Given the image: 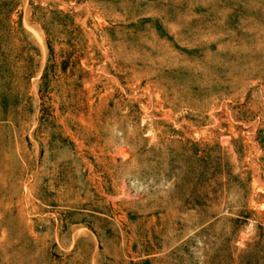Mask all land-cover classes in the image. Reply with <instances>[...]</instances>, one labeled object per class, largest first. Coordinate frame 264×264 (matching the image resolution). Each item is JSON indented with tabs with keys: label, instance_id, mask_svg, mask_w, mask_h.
I'll return each mask as SVG.
<instances>
[{
	"label": "rangeland",
	"instance_id": "rangeland-1",
	"mask_svg": "<svg viewBox=\"0 0 264 264\" xmlns=\"http://www.w3.org/2000/svg\"><path fill=\"white\" fill-rule=\"evenodd\" d=\"M0 264H264V0H0Z\"/></svg>",
	"mask_w": 264,
	"mask_h": 264
}]
</instances>
